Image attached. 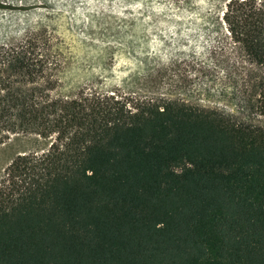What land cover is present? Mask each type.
Returning a JSON list of instances; mask_svg holds the SVG:
<instances>
[{
	"label": "trees",
	"instance_id": "1",
	"mask_svg": "<svg viewBox=\"0 0 264 264\" xmlns=\"http://www.w3.org/2000/svg\"><path fill=\"white\" fill-rule=\"evenodd\" d=\"M219 19L263 69L238 90L264 115V0ZM51 48L42 30L0 45V142L50 141L0 178V264H264V129L179 99L53 97Z\"/></svg>",
	"mask_w": 264,
	"mask_h": 264
},
{
	"label": "rangeland",
	"instance_id": "2",
	"mask_svg": "<svg viewBox=\"0 0 264 264\" xmlns=\"http://www.w3.org/2000/svg\"><path fill=\"white\" fill-rule=\"evenodd\" d=\"M227 1L0 0V45L39 30L50 36L60 61L53 97L84 87L179 99L264 129V115L245 108L238 90L247 69H263L226 35L219 16ZM49 143L11 134L0 142V178L13 157Z\"/></svg>",
	"mask_w": 264,
	"mask_h": 264
}]
</instances>
